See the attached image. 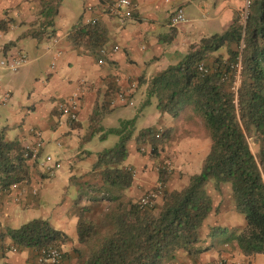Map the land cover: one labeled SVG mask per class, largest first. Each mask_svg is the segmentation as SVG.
<instances>
[{"label": "trees", "instance_id": "16d2710c", "mask_svg": "<svg viewBox=\"0 0 264 264\" xmlns=\"http://www.w3.org/2000/svg\"><path fill=\"white\" fill-rule=\"evenodd\" d=\"M61 1L40 0V19L23 36L38 41L50 37ZM9 24L10 20H0V32L5 33ZM66 38L72 47L93 55L106 44L105 32L98 24L79 25ZM222 48L226 57L214 56ZM238 58L240 74L234 103L231 87ZM139 82L145 86L143 107L153 99L159 115L176 118L188 109L196 117L209 141L207 151L198 172L189 175L179 190H166V173L158 169L159 203L153 199L150 205L141 206L138 200L126 197L125 191L132 184L131 171L122 165L127 143L133 138L137 148L149 145L150 157L155 158L157 146L165 137H155L151 128L134 135V120L104 129L101 121L116 92L114 84L107 82L79 144L94 137L104 140L107 135H114L116 142L95 153L87 174L89 182L79 186L73 211L80 249L75 250L74 264H174L176 251L195 259L208 250L197 246L200 229L213 211L206 186L218 192L223 184L229 186L234 211L243 218L244 226L236 234L209 227L208 237L229 235L244 257L264 254V0H250L243 27L235 13L225 31L188 45L177 61ZM70 127L77 124L70 123ZM28 159L20 142L6 139L1 128V191L28 182ZM99 206L103 209L95 215ZM5 235L13 249L30 250L34 256L40 249H61L68 242L65 234L41 219L30 220Z\"/></svg>", "mask_w": 264, "mask_h": 264}, {"label": "crops", "instance_id": "0c3cea01", "mask_svg": "<svg viewBox=\"0 0 264 264\" xmlns=\"http://www.w3.org/2000/svg\"><path fill=\"white\" fill-rule=\"evenodd\" d=\"M39 1L0 0V20H10L7 31L0 32V60L23 55L27 61L13 73L0 69V129H5L6 139H16L23 147L33 144L34 132L41 137L36 159L27 162L30 172L28 182L8 191L0 190V264H34L33 252L13 249L5 235L6 231L33 219L45 220L53 229L65 234L68 242L61 246V264L76 262L75 250H79L80 246L76 242L73 207L79 186L89 182L87 174L97 153L86 150L85 144L80 146L79 141L85 133L95 101L105 90V84L112 82L116 92L125 90L130 83L135 84L130 97L132 106L109 107L110 110L103 116L105 118L118 111L114 116L117 126L121 121L135 122L125 110L135 105L138 95L144 96L145 86L139 80H147L166 65L177 61L188 45L225 31L242 7V0H131L136 9L129 18L104 13L97 19L96 24L105 32L104 48L108 52L107 56L100 58L97 54L72 47L66 37L79 25H85L86 20L95 19L103 6L113 0H80L81 10L77 15L69 6L64 7L62 0L54 18L53 34L38 41L24 37L23 33L39 21ZM178 9L182 11L184 22L172 25L170 18ZM113 48H117L114 53L111 52ZM216 55L225 58L226 50L222 48ZM52 63L54 66L50 68ZM5 72L10 74L4 75ZM75 91L80 94L77 127L71 128L67 119L57 112L56 104ZM139 115L141 112L137 111L134 116ZM153 116L155 121L168 124V116ZM137 132L134 128L133 134ZM202 140L206 144L203 153L198 157V151L191 149L188 152L190 161L195 158L200 161L207 151L209 141L207 138ZM198 141L192 139V147ZM126 149L127 157L122 165L133 175L125 196L138 200L156 187L157 174L153 170V162L139 154L133 138ZM51 150L54 153L51 154ZM46 157L50 159L48 162ZM90 158H93L92 162ZM48 167H51V177L47 175ZM198 170L199 165L192 174ZM180 182L182 185L176 188L174 178L167 180L164 188L179 190L186 184L183 179ZM222 192L226 194L224 198ZM206 193L211 199L213 211L200 229L197 246L208 247V250L199 253L195 259L176 251L173 263L223 260L226 264H264V254L244 257L229 235L222 233L208 237L206 223L212 216L217 217L214 224L225 228L229 234L233 231L236 234L242 229L244 220L234 211L228 185H221L218 192L208 185ZM159 198V195L155 197V203H159ZM226 215L234 219V225H220ZM217 236L221 239L215 244L213 239Z\"/></svg>", "mask_w": 264, "mask_h": 264}, {"label": "rangeland", "instance_id": "374dc122", "mask_svg": "<svg viewBox=\"0 0 264 264\" xmlns=\"http://www.w3.org/2000/svg\"><path fill=\"white\" fill-rule=\"evenodd\" d=\"M62 5H64V7L69 6L71 11L76 15L80 13V0H64ZM7 73L5 72L3 74L5 75ZM135 100V105L133 107H128L125 110L129 114V117L132 116L131 119H135V132L141 129L151 128L155 130L156 134H163L165 137V141L158 144L157 146L155 158L150 157L151 149L147 144L141 145L139 148H137V150L140 155L147 157L153 162V170L156 174L158 172V169L163 168L166 163L171 164V169L169 172L164 170V172L166 173V181L174 178L175 182H177L176 188H179L182 185V182L180 181L182 179L183 182L187 181V177L194 171H196L197 166L200 165V161L198 158H195V160L193 159L191 161L188 159V152L191 149H196L198 151V157L203 153L204 147L206 146V144H204L202 140L206 138L204 132L196 117L193 116V114L188 109L183 110L176 118L166 117L169 121L168 124L164 125L160 123V120H154L153 114L158 113L156 112L155 102L153 99L151 100L150 105L144 107L142 106L144 96L138 95ZM137 111H140L141 115L135 117L134 115ZM117 112L118 111H114L113 114L103 118L101 124L103 127H106L105 129L117 127V124L114 120V116ZM151 116H153V118ZM192 139L199 140L198 142L194 143L196 148L192 147V143L190 142ZM115 142L116 137L114 135H107L104 140L92 139L90 142L85 144V149L92 152H99L104 149L113 147ZM251 151L254 152V148H251ZM50 153H54V150H51ZM90 160L92 162L93 158H90ZM221 196L224 198L226 194L222 192ZM102 209V206L95 208V215ZM216 218L217 217L213 216L210 217L206 223L208 224L207 227H220L219 225L214 224L216 223ZM222 219L223 220L219 222L220 225L224 226L229 223H232L231 225H234V219L232 220L228 217V215H226L225 218ZM229 228L230 230L234 229L232 227ZM217 237L213 239V242L215 244L217 243V240L221 239L220 237Z\"/></svg>", "mask_w": 264, "mask_h": 264}, {"label": "built area", "instance_id": "2783aa9c", "mask_svg": "<svg viewBox=\"0 0 264 264\" xmlns=\"http://www.w3.org/2000/svg\"><path fill=\"white\" fill-rule=\"evenodd\" d=\"M166 1V0H165ZM250 4V0H242V7L237 12L238 22L243 27L245 20L247 18V10ZM136 9V5L131 0H113L111 3H106L103 6V9L98 12L97 17L95 19L86 20V24L88 25H95L96 21L99 17L103 16L104 13L114 16V17H124L129 18L133 10ZM184 22V16L181 10H176L172 17L170 18V23L172 25H176L179 23ZM242 48V44L240 45V49ZM117 48H113L111 50L112 53L116 52ZM107 51L105 48H101L98 50V56L105 57L107 56ZM26 58L23 55H15L9 58H4L0 60V69L7 70L9 72H16L19 68L26 64ZM98 63L101 64L102 60L99 59ZM54 63L50 65V68H53ZM198 70L201 71V66L198 67ZM234 82L231 87V91L234 95V103L236 102V90L239 84V74H240V62L239 58L237 63L234 65ZM1 87V84H0ZM135 88L134 83L128 84V87L125 90L117 91L112 99L109 101V107H117V106H132L131 102V94ZM79 98L80 94L78 91H75L67 98L59 101L56 104V110L61 115L64 116L69 123L76 122L77 120V113H78V106H79ZM159 134H155V137H158ZM249 143V140H248ZM249 145H251L249 143ZM41 146V137L40 134L34 132V142L30 146H24V149L28 153V161H33L36 159L37 154L39 152ZM27 156V155H25ZM50 159L46 157L45 161H49ZM163 170L169 172L171 169V164L166 163V165L162 168ZM47 175L49 177L52 176L51 167L46 169ZM133 175V172H131ZM22 192V191H21ZM160 193V186L157 184L153 190L146 192L141 198H139L138 203L141 206L146 204L150 205L153 199ZM63 259V253L61 249L56 247H50L45 249H40L34 256V264H61ZM192 264H226L223 260H215L209 263H202V262H194Z\"/></svg>", "mask_w": 264, "mask_h": 264}]
</instances>
